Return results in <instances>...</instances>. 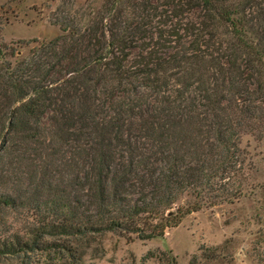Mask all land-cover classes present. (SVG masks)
<instances>
[{"label": "trees", "instance_id": "obj_1", "mask_svg": "<svg viewBox=\"0 0 264 264\" xmlns=\"http://www.w3.org/2000/svg\"><path fill=\"white\" fill-rule=\"evenodd\" d=\"M71 4L26 56L0 43V264H95L254 188L264 0Z\"/></svg>", "mask_w": 264, "mask_h": 264}, {"label": "rangeland", "instance_id": "obj_2", "mask_svg": "<svg viewBox=\"0 0 264 264\" xmlns=\"http://www.w3.org/2000/svg\"><path fill=\"white\" fill-rule=\"evenodd\" d=\"M100 1L0 0V43L49 41L60 34L50 18L63 3H72L71 7L78 9L90 2L96 7ZM31 46L16 44L17 56H26ZM242 146L249 152L256 172L250 180L254 188H249L238 202L191 213L177 227L166 230L162 239L127 244L106 234L102 238L105 255L94 263L171 264L169 257L173 256L176 264H264V142L245 136ZM4 216L12 231H23L30 221L25 214ZM11 264L18 263L14 260Z\"/></svg>", "mask_w": 264, "mask_h": 264}, {"label": "crops", "instance_id": "obj_3", "mask_svg": "<svg viewBox=\"0 0 264 264\" xmlns=\"http://www.w3.org/2000/svg\"><path fill=\"white\" fill-rule=\"evenodd\" d=\"M103 264H108V263H103Z\"/></svg>", "mask_w": 264, "mask_h": 264}]
</instances>
